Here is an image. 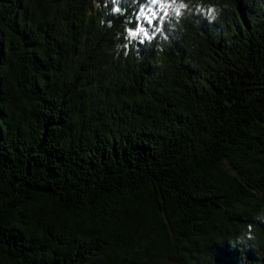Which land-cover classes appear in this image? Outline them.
<instances>
[{"label": "trees", "instance_id": "16d2710c", "mask_svg": "<svg viewBox=\"0 0 264 264\" xmlns=\"http://www.w3.org/2000/svg\"><path fill=\"white\" fill-rule=\"evenodd\" d=\"M0 0V264H264V0Z\"/></svg>", "mask_w": 264, "mask_h": 264}, {"label": "rangeland", "instance_id": "374dc122", "mask_svg": "<svg viewBox=\"0 0 264 264\" xmlns=\"http://www.w3.org/2000/svg\"><path fill=\"white\" fill-rule=\"evenodd\" d=\"M160 5H169L167 12L174 11L176 7L166 0H159V4H154L153 0H148L146 3H143L139 8V11L136 12V25L134 29L128 30V36L132 39H143L147 36H144L140 29H144L148 32V36L152 33V27L155 28V22H160V18L164 15V9ZM155 13V15H153ZM151 17V20L149 19ZM139 33L136 36H133L132 33Z\"/></svg>", "mask_w": 264, "mask_h": 264}, {"label": "snow or ice", "instance_id": "6c2138e0", "mask_svg": "<svg viewBox=\"0 0 264 264\" xmlns=\"http://www.w3.org/2000/svg\"><path fill=\"white\" fill-rule=\"evenodd\" d=\"M153 3H154V4H159V0H153ZM160 7H161L162 9L165 10V11H164V14L167 15V8L169 7V5H160ZM183 7H184V5L181 4L180 7H177V8L175 9V13H176L177 15H179V14H180V11H181V9H182ZM153 15H155V13H153ZM149 19L151 20V17H149ZM140 32H142L144 36H148V32L145 31L144 29H140ZM138 34H139V33H136V32H133V33H132L133 36H136V35H138Z\"/></svg>", "mask_w": 264, "mask_h": 264}]
</instances>
